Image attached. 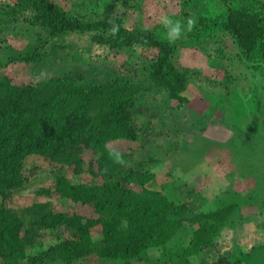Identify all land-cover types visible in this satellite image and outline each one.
Returning <instances> with one entry per match:
<instances>
[{"label":"rangeland","instance_id":"rangeland-1","mask_svg":"<svg viewBox=\"0 0 264 264\" xmlns=\"http://www.w3.org/2000/svg\"><path fill=\"white\" fill-rule=\"evenodd\" d=\"M48 1L69 19L149 30L171 53L165 59L159 48L122 46L110 28L52 33L30 0H0V80L24 87L68 77L77 86L133 91V136L104 142L121 164H107L83 143L69 149L75 160L25 157L22 186L0 196V211L21 223L16 244L7 237L16 254L0 252V264H264V50L242 48L227 29L230 12L253 14L264 29V0ZM163 16L196 25L170 44ZM27 54L38 58L26 61ZM164 62L183 77L184 100L153 80V65ZM130 171L148 178L126 188L159 193L182 211L137 228L139 237L158 229L144 249L104 256L106 238L138 242L128 243L123 221L107 237L101 218L108 215L76 201L59 181L96 186ZM46 212L63 222L36 224Z\"/></svg>","mask_w":264,"mask_h":264},{"label":"trees","instance_id":"trees-1","mask_svg":"<svg viewBox=\"0 0 264 264\" xmlns=\"http://www.w3.org/2000/svg\"><path fill=\"white\" fill-rule=\"evenodd\" d=\"M33 7L41 12L42 24L52 33L88 31L97 28H110L108 22L86 23L69 19L59 8L48 0H30ZM261 21V20H260ZM260 23V22H259ZM253 14L239 12L228 17L227 29L236 38L242 48L254 51L264 50V29L258 25ZM122 46L145 45L164 50L165 59L171 53V47L157 40L154 33L140 28L123 29L115 35ZM36 55L27 54L25 60H35ZM153 80L168 90L171 98L184 100L178 94L184 89V79L170 64L153 65ZM130 93V94H129ZM119 84L92 87L77 86L75 80L68 77L42 81L37 86H11L7 79L0 80V196H5L23 184L20 174L21 165L26 156L44 154L63 160H75L69 149L85 144L100 151L101 159L107 164H121L117 154L105 148L104 142L115 136H133L128 126L131 117V96ZM144 174L130 171L123 179L108 181L96 186H71L60 179L59 187L76 201L91 204L98 212L108 215L101 218L107 237L114 226L126 222L125 232L128 243L122 240L100 243V253L113 256L122 248L124 251H140L154 237L157 228H149V234L139 237L137 228L143 227L148 219L161 214L178 213L182 208L174 206L159 193L141 189L137 192L125 187L124 183L143 184L147 181ZM63 215L46 212L40 215L36 224L52 227L63 222ZM21 223L9 211H0V252L15 255L16 249L7 243V237L16 244V234ZM113 228V229H111ZM103 244V245H102ZM104 246V247H102ZM104 248V252H101Z\"/></svg>","mask_w":264,"mask_h":264},{"label":"clouds","instance_id":"clouds-1","mask_svg":"<svg viewBox=\"0 0 264 264\" xmlns=\"http://www.w3.org/2000/svg\"><path fill=\"white\" fill-rule=\"evenodd\" d=\"M160 23L163 25L165 31V39L171 44L180 40L185 32H190L196 25V20L192 17L186 20H172L168 16L160 18ZM119 32V25L113 23L110 34L115 36Z\"/></svg>","mask_w":264,"mask_h":264}]
</instances>
